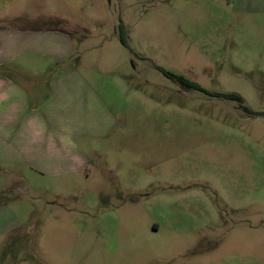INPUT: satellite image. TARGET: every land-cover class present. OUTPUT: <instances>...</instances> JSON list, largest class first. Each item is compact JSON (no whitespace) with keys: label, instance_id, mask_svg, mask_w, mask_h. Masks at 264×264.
<instances>
[{"label":"rangeland","instance_id":"374dc122","mask_svg":"<svg viewBox=\"0 0 264 264\" xmlns=\"http://www.w3.org/2000/svg\"><path fill=\"white\" fill-rule=\"evenodd\" d=\"M14 25L73 50L0 68L75 69L111 124L75 140L77 169L0 158L13 264H264V0H0Z\"/></svg>","mask_w":264,"mask_h":264},{"label":"crops","instance_id":"0c3cea01","mask_svg":"<svg viewBox=\"0 0 264 264\" xmlns=\"http://www.w3.org/2000/svg\"><path fill=\"white\" fill-rule=\"evenodd\" d=\"M27 28L0 26V67L23 52L54 60L72 52V39L62 31ZM4 70L0 68V158L40 171L52 166L60 172V167L74 164L75 169L80 168L81 149L75 140L103 135L107 123L111 124L102 96L75 69L51 77L27 74L25 83L12 77L25 74ZM18 229L15 214L0 205L1 264H13L15 260L10 233Z\"/></svg>","mask_w":264,"mask_h":264},{"label":"trees","instance_id":"16d2710c","mask_svg":"<svg viewBox=\"0 0 264 264\" xmlns=\"http://www.w3.org/2000/svg\"><path fill=\"white\" fill-rule=\"evenodd\" d=\"M119 39H120V42L125 45L126 42H125V38L123 37V35L121 34L120 32V35H119ZM168 78H170L171 80L175 81V82H178L180 83V85L186 87V88H189V89H194V90H198V91H202L200 89L199 86H197L196 84L194 83H191L189 82L188 80H186L183 76H175L169 72H163ZM221 96H223L224 94H220ZM225 97H227L228 99L230 100H238V96L235 95V94H226L224 95ZM245 111L247 112L248 111V108H245Z\"/></svg>","mask_w":264,"mask_h":264},{"label":"water","instance_id":"95a60500","mask_svg":"<svg viewBox=\"0 0 264 264\" xmlns=\"http://www.w3.org/2000/svg\"><path fill=\"white\" fill-rule=\"evenodd\" d=\"M255 115H262V114H255Z\"/></svg>","mask_w":264,"mask_h":264}]
</instances>
